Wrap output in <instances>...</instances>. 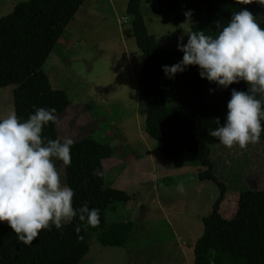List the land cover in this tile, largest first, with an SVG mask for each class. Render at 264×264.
Here are the masks:
<instances>
[{
    "label": "trees",
    "instance_id": "trees-1",
    "mask_svg": "<svg viewBox=\"0 0 264 264\" xmlns=\"http://www.w3.org/2000/svg\"><path fill=\"white\" fill-rule=\"evenodd\" d=\"M200 1L205 12L191 24L190 31L218 35L215 22L226 25L233 12L245 8L264 28V6L255 2L244 5L237 0ZM84 2L25 0L0 18V88L15 85L14 112L21 120L34 113L36 107L55 108L58 117L70 105L67 92L52 86L43 65ZM141 2L128 0L126 11L132 17V35L144 55L140 79L144 129L157 140V149L167 159L196 156L199 179L213 181L219 189L210 213L203 217L204 230L194 245V264H264V189H244L228 205V186L217 176L211 157V144L220 142L208 135V129L217 127V117L221 124L226 121L232 89L247 91L249 86L240 81L223 88L202 78L199 66L194 65L195 71L185 80L191 95L168 107L164 89L167 75L158 66L159 47L145 24ZM174 4L171 0L170 11ZM187 40L188 36L185 44ZM178 56L181 61L183 52L178 50ZM44 135L61 138L57 124L47 125ZM260 141H264V132ZM113 153L110 143L91 136L74 139L72 163L66 166L67 185L75 192L74 207L88 202L90 208H98L97 227L76 218L62 229L53 225L51 230H42L31 244H24L7 223L0 222V264H79L89 252L95 233L103 245H125L135 222L108 223L106 218L112 203H126L130 199L127 191L106 183L103 160ZM97 170L102 175L96 174Z\"/></svg>",
    "mask_w": 264,
    "mask_h": 264
},
{
    "label": "rangeland",
    "instance_id": "rangeland-1",
    "mask_svg": "<svg viewBox=\"0 0 264 264\" xmlns=\"http://www.w3.org/2000/svg\"><path fill=\"white\" fill-rule=\"evenodd\" d=\"M20 1L25 0H0V18L12 12ZM170 2H141L145 24L159 47L158 66L164 73V65L180 62L178 38L183 35L185 43L184 30H190L191 24L205 12L200 0H174L171 11ZM127 3L128 0H85L43 65L52 86L65 90L70 99V105L58 116L61 139L91 136L110 143L115 155L123 158L119 170H105L106 182L114 188L123 185L110 184L111 173L125 168L127 161L134 158H148L149 147L153 149L157 145V140L144 129L145 104L140 87L144 55L132 35ZM188 12L190 17L185 15ZM195 69L194 65L188 66L173 78L166 77L168 107L191 95L185 80ZM14 87L10 84L0 88V118L14 112ZM6 106L9 112L5 114ZM210 147L215 172L228 186V203L244 189H264V141L249 144L245 149L238 145L227 148L221 143ZM165 159L167 165L157 172L156 169L151 172L146 160H138L140 164L131 167V177L146 171L142 177L137 174L138 182L154 173L152 179L158 183L159 190L153 191L154 197L151 191L139 192L136 187L128 192L127 203H139L138 209L121 213L124 218L135 219L139 226L135 237L126 245L130 251L114 255L110 260L111 252L113 255L122 249L115 247V251H109L95 233L90 251L80 264H194V245L204 230L203 217L210 213L219 189L215 182L199 179L196 156ZM64 166L58 162L63 182L67 184ZM116 204L123 208L125 203ZM164 213L168 214L167 219Z\"/></svg>",
    "mask_w": 264,
    "mask_h": 264
},
{
    "label": "clouds",
    "instance_id": "clouds-1",
    "mask_svg": "<svg viewBox=\"0 0 264 264\" xmlns=\"http://www.w3.org/2000/svg\"><path fill=\"white\" fill-rule=\"evenodd\" d=\"M254 2L264 6V0H237L244 5ZM215 23V36L184 30L187 43L183 35L178 38L183 59L163 69L173 78L197 65L202 78L223 88L247 83V91L232 89L226 121L221 124L217 117V127L208 129V135L225 147L245 149L259 143L264 132V28L246 8L233 12L226 25ZM50 123H58L55 108L36 107L24 120L15 112L0 118V222L24 244H31L42 230L53 225L62 229L76 218L91 227L100 223L98 208H90L88 202L74 207L75 192L58 169V162L71 165L74 140L46 137L44 129ZM96 174L102 175L99 170Z\"/></svg>",
    "mask_w": 264,
    "mask_h": 264
},
{
    "label": "crops",
    "instance_id": "crops-1",
    "mask_svg": "<svg viewBox=\"0 0 264 264\" xmlns=\"http://www.w3.org/2000/svg\"><path fill=\"white\" fill-rule=\"evenodd\" d=\"M7 107L8 106L5 107V114L9 112V108H7ZM145 139H147V138H145ZM155 147L156 148H153L155 150H153L150 147L147 150L148 151V153H147L148 154V158L138 159V160H146V161H148V163L150 164V166L152 168L151 172H154L155 169H156V172H157L159 170V168H160V170H162L161 167L167 165V160L165 159V157L163 156L161 151L159 149H157V146H155ZM108 159L109 160H107L106 162H105L106 159L103 160V165H104V168H105L106 171L107 170L111 171L112 168L113 169L117 168L118 165H120V162H121V160L123 158L121 156H119V155H115V151H114L113 156L108 158ZM134 159L135 160L127 161V164H126L125 168L121 167L120 171H117L115 173H111L109 183L112 184L113 186H116V187L120 186V185H123V187H119L118 189H122V190H125L127 192H129L130 189L132 190L134 187H136V189H138L139 192H143L146 189V191H151L150 193H152L151 195H153V197H154V192L153 191L159 190V189H157V188H159L158 183H156V181L155 180L153 181V179H152V177H154L153 176L154 173H152L150 175V178H147V180H142V181L138 182L137 181L138 178H139L137 176L138 173H135L134 177H131V171H130V170H132L131 167H134L135 165L140 164L139 162L137 163L138 160L136 158H134ZM104 162H105V164H104ZM149 164H147V165H149ZM127 166H129V169H127L128 168ZM117 169L119 170L120 168H117ZM126 170H129V171H126ZM145 173H146V171L143 172L142 174H138V175L142 177V176H144ZM65 177H66V166H64V178ZM167 177H168V175H167ZM105 179H106V175H105ZM203 181H205V180H203ZM125 185H128L129 187H126ZM138 204H139L138 202L133 203V204H129V203L126 202L124 204L123 208H122L121 204L120 205L116 204V202L112 203L107 209L106 218H107V216H110V218H109V220H107V222L108 223L119 222V221H133L134 222L135 219H133L131 217L124 218V217L121 216V213L123 211H125V210H127V211H132L133 210L134 211L135 209H138V207H137ZM230 204L231 203H228V205H230ZM161 208H163L162 205H161ZM119 209H120V211H119ZM158 209L161 210L160 208H158ZM135 215L138 216L139 215L138 212H136ZM164 215L166 217L165 219H167L168 218V214L164 213ZM135 222H136V224H135V227L133 229L132 235L129 238V240H131V238H134L136 233L138 232L137 231L138 227H139L138 226V222L137 221H135ZM129 240L123 246L103 245L101 242L100 243L103 245V247L108 248L109 251H115L114 250L115 247L122 249V252H120L119 250H116L115 252H113V255H112V252H111V256L112 257H110V260H113L114 259V255L115 256H119V255H121L123 253H127V251L128 252L130 251V248H129L130 246L128 248L126 247V245L128 244ZM90 247H91V245H90Z\"/></svg>",
    "mask_w": 264,
    "mask_h": 264
}]
</instances>
